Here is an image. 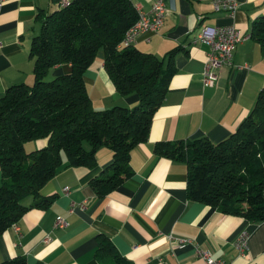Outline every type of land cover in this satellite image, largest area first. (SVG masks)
Instances as JSON below:
<instances>
[{
    "label": "crops",
    "instance_id": "0c3cea01",
    "mask_svg": "<svg viewBox=\"0 0 264 264\" xmlns=\"http://www.w3.org/2000/svg\"><path fill=\"white\" fill-rule=\"evenodd\" d=\"M60 1L8 0L1 4L0 94L10 85L33 82L30 41L39 31L40 16L56 9ZM131 1L148 11L154 0ZM211 1L164 0L162 26L136 38L137 49L159 57L175 47L180 50L173 56L176 72L154 112L147 139L131 150L133 174L100 197L89 180L109 164V148L97 149L95 166L59 167L40 190L41 195L54 196L51 205L31 207L14 223L19 232L12 224L0 234V261L22 255L27 264H99L94 251L98 234H104L130 264H202L196 247L229 264H264V221L252 222L188 199L185 163L153 150L160 140L206 137L218 142L229 137L254 107L264 86V56L250 35L251 21L264 13V0H235L238 7L233 17L214 11ZM223 24H234L247 38L237 45L233 66L216 69V82L205 87L202 72L208 47L191 43L193 31L201 25ZM67 68L55 66L51 72L55 75ZM83 78L94 109L136 103L135 95L124 96L115 90L103 66L102 51ZM45 143V138L28 141L24 149L29 152ZM32 201V197L24 200L25 204ZM57 216L66 219L64 228L53 227ZM243 230L250 234L249 248L240 257L234 243ZM169 235L190 243L180 247Z\"/></svg>",
    "mask_w": 264,
    "mask_h": 264
},
{
    "label": "trees",
    "instance_id": "16d2710c",
    "mask_svg": "<svg viewBox=\"0 0 264 264\" xmlns=\"http://www.w3.org/2000/svg\"><path fill=\"white\" fill-rule=\"evenodd\" d=\"M137 16L131 0H68L40 16L29 47L33 82L10 85L0 94V234L31 207L51 205L54 196L40 190L59 167L95 166L101 146L112 155L89 180L97 195H106L133 174L131 150L147 139L154 112L176 72L173 56L180 50L175 47L159 57L134 45L118 47ZM250 35L264 56V13L251 21ZM98 51L115 90L135 95L134 105L92 107L83 75ZM60 65L68 68L47 79L49 70ZM40 138L46 139L44 146L25 151L26 142ZM153 150L185 163L188 199L252 222L264 221V86L229 137L218 142L206 137L160 140ZM26 197L33 201L25 204ZM97 238L94 255L99 264H130L109 237ZM0 264L27 262L16 255Z\"/></svg>",
    "mask_w": 264,
    "mask_h": 264
},
{
    "label": "built area",
    "instance_id": "2783aa9c",
    "mask_svg": "<svg viewBox=\"0 0 264 264\" xmlns=\"http://www.w3.org/2000/svg\"><path fill=\"white\" fill-rule=\"evenodd\" d=\"M6 1L8 0H0V6ZM211 2L214 11L227 12L232 17L238 7L235 0H212ZM67 4L68 0H61L59 3L61 6ZM136 11L138 15L137 19L126 30L118 47L134 45L136 38L143 32L157 31L162 26L166 15L164 0H154L148 11H143L139 5H136ZM246 38L234 24L201 25L196 31H193L191 43L193 45L203 44L208 47L202 72L203 86H212L216 82V69L224 65L233 66L234 51L237 45ZM63 190L67 192L68 187L65 186ZM66 225L67 221L63 216H57L53 223V227L55 228H64ZM13 227L19 232L17 225L14 224ZM249 236V232L243 230L235 240L234 245L240 257H244L248 251ZM169 239L180 247L186 243H190V240L174 238L172 235H169ZM195 253L201 258L202 264H229L221 259L213 258L208 251L197 247Z\"/></svg>",
    "mask_w": 264,
    "mask_h": 264
},
{
    "label": "rangeland",
    "instance_id": "374dc122",
    "mask_svg": "<svg viewBox=\"0 0 264 264\" xmlns=\"http://www.w3.org/2000/svg\"><path fill=\"white\" fill-rule=\"evenodd\" d=\"M54 75L52 74L51 70H49L48 75H47V79H51ZM93 108H95L94 106H92ZM111 107V106H110ZM108 108V107H107ZM104 109V108H101ZM96 110H100V109H96ZM29 149V148H28ZM27 152V151H26Z\"/></svg>",
    "mask_w": 264,
    "mask_h": 264
}]
</instances>
